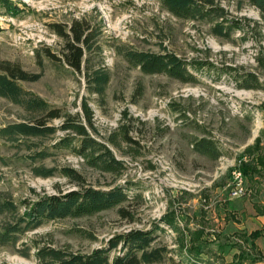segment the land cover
Masks as SVG:
<instances>
[{
  "label": "rangeland",
  "instance_id": "rangeland-1",
  "mask_svg": "<svg viewBox=\"0 0 264 264\" xmlns=\"http://www.w3.org/2000/svg\"><path fill=\"white\" fill-rule=\"evenodd\" d=\"M10 1L19 12L0 13V74L17 66L38 79L16 81L20 97L15 100L0 97V264H39L36 245L89 254L119 234L154 226L162 228L155 233L154 247L168 251L160 264H189L190 259L229 264L238 255L235 246L242 245L238 236L254 230L262 231L255 244L264 247V214L253 209L247 181L236 165L238 156L256 142L264 151V18L249 0H214L223 17L213 23L178 19L160 0ZM72 22L88 29L81 74L63 62L64 40L52 28ZM215 23L227 29L225 37L212 32ZM131 52L174 53L196 69L187 66L192 75L188 82L143 74L129 60ZM93 70L109 75L101 95L92 93L86 82V73ZM30 98L62 114L81 116L85 100L95 129L91 134L124 163L122 174L89 168L57 148L67 132L2 134L9 125L45 118L26 108L24 101ZM46 124L59 127L60 120ZM124 131L134 142L122 140ZM110 137L117 147L108 143ZM200 138L216 143L222 156L211 160L195 151ZM62 168L77 171L94 188L122 187L128 200L94 215L9 230L24 211L20 202L77 190L60 176ZM49 170L54 172L50 176L38 175ZM235 171L244 190L239 197L232 195ZM255 201L264 206L263 196ZM3 202L16 205V211ZM164 217L174 219L176 231L162 222ZM199 229L197 244L190 234ZM196 245L204 250L198 257ZM120 252L118 246L110 257ZM256 264H264V256Z\"/></svg>",
  "mask_w": 264,
  "mask_h": 264
},
{
  "label": "trees",
  "instance_id": "trees-1",
  "mask_svg": "<svg viewBox=\"0 0 264 264\" xmlns=\"http://www.w3.org/2000/svg\"><path fill=\"white\" fill-rule=\"evenodd\" d=\"M258 9L264 18V0H249ZM161 7L182 20L216 22L222 16L223 10L217 7L214 0H160ZM14 15L18 11L16 5L10 0H0V13ZM53 31L64 40L62 49L63 62L76 73H83L86 63L85 52L89 50V37L86 34L87 28L82 29L76 22L69 27L52 25ZM227 29L221 23L212 25V32L219 37H225ZM48 58L55 56L47 52ZM128 58L137 66L143 74H163L181 82H188L192 78L187 66L196 69L192 62L182 60L174 53L165 52L155 54L148 52H131ZM86 82L92 93L101 95L108 82L109 75L101 70H93L86 73ZM35 75H29L17 66L4 69L0 74V97L17 99L20 97L16 81H36ZM28 110L41 111L45 118L36 119L32 123H17L5 127L2 134L7 136L22 135L27 137H41L52 135L57 131L67 132V135L60 139L56 146L67 150L75 157L82 160L85 166L98 170L102 173L117 175L118 177L125 170L122 161L116 159L107 143L94 138L91 132H95L92 123V114L87 102L84 100L81 106L82 116L78 113L62 114L61 110L51 108L39 98H30L24 101ZM60 120L59 127L48 126L46 121ZM122 140L126 143L134 142L128 132H122ZM112 146H118V142L110 137L107 139ZM195 151L207 156L211 160H217L222 156L220 148L213 141L205 138L195 140L193 144ZM237 169L246 179L250 190L249 198L258 214H264V206L258 205L256 198L264 197V151L259 146V141L250 146L240 154L236 160ZM52 170L47 173H38L42 177L50 176ZM60 176L70 180L77 190L63 194L43 196L35 202L22 201L19 203L24 208L22 215L18 218L16 227H9L12 232L16 231L20 224L24 226L22 231L33 230L40 225L58 221L66 218L94 215L102 211L113 209L128 200L127 194L122 187H114L108 190L98 189L87 185L77 171L69 168H62ZM3 207L11 212L16 211V205L10 202H3ZM162 218V222L171 230L176 231L177 226L174 219ZM156 231H162L159 226L149 230H131L119 234L110 243L101 249L93 250L89 254L71 253L48 246L36 245V259L39 264H160L167 256L168 251L164 248L154 247ZM6 235L10 233L6 232ZM262 235L261 230H255L248 235H239L241 244L235 246L238 255L229 264H256L264 254L255 244V240ZM193 242L202 238V231H194L190 234ZM183 242V240H181ZM180 242V244H182ZM179 244V243H178ZM199 244V243H197ZM248 244V245H247ZM203 246L206 245L205 241ZM120 247L119 255L110 257V252ZM195 246V245H193ZM178 256L183 260V246ZM248 247V248H246ZM196 257L203 254L204 250L196 245ZM204 248V247H203ZM190 263L199 264L196 260L190 259Z\"/></svg>",
  "mask_w": 264,
  "mask_h": 264
},
{
  "label": "built area",
  "instance_id": "built-area-1",
  "mask_svg": "<svg viewBox=\"0 0 264 264\" xmlns=\"http://www.w3.org/2000/svg\"><path fill=\"white\" fill-rule=\"evenodd\" d=\"M233 175H234V178H235V183H236V185H235V190L233 191V196L234 197H239L241 194H243V192H244V190H243V188H242V179H241V175H240V173L239 172H234L233 173Z\"/></svg>",
  "mask_w": 264,
  "mask_h": 264
},
{
  "label": "crops",
  "instance_id": "crops-1",
  "mask_svg": "<svg viewBox=\"0 0 264 264\" xmlns=\"http://www.w3.org/2000/svg\"><path fill=\"white\" fill-rule=\"evenodd\" d=\"M253 206V205H252ZM253 209H254V207H253ZM255 210V209H254ZM256 211V210H255ZM255 231V230H254ZM253 232V231H252ZM250 234V233H249ZM262 253H264V247H260V249H259Z\"/></svg>",
  "mask_w": 264,
  "mask_h": 264
}]
</instances>
